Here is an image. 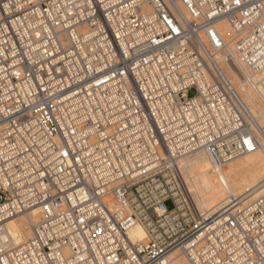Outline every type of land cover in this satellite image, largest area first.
I'll list each match as a JSON object with an SVG mask.
<instances>
[{
	"label": "built area",
	"instance_id": "obj_1",
	"mask_svg": "<svg viewBox=\"0 0 264 264\" xmlns=\"http://www.w3.org/2000/svg\"><path fill=\"white\" fill-rule=\"evenodd\" d=\"M255 81L264 0H0V264H264V173L210 210L180 170L264 146Z\"/></svg>",
	"mask_w": 264,
	"mask_h": 264
},
{
	"label": "bare ground",
	"instance_id": "obj_2",
	"mask_svg": "<svg viewBox=\"0 0 264 264\" xmlns=\"http://www.w3.org/2000/svg\"><path fill=\"white\" fill-rule=\"evenodd\" d=\"M220 32L225 37L231 36V30L225 23L220 24ZM238 70L240 76L250 75L242 64H239ZM229 75L234 78V73ZM262 84L261 81H255V89L245 85L241 87L246 101L257 107L260 113L264 112ZM258 139L262 144V139ZM180 170L196 205L200 209L215 210L226 195H240L257 185L264 173V146L234 159L225 168L220 169L212 166L205 152H198L183 159L180 162ZM37 217V209H32L26 214L10 219L6 223L5 235L16 244L24 242L30 234V225L37 220ZM129 236L133 240H143L145 231L137 225L130 230ZM175 264H187V262L184 257H179L175 260Z\"/></svg>",
	"mask_w": 264,
	"mask_h": 264
},
{
	"label": "rangeland",
	"instance_id": "obj_3",
	"mask_svg": "<svg viewBox=\"0 0 264 264\" xmlns=\"http://www.w3.org/2000/svg\"><path fill=\"white\" fill-rule=\"evenodd\" d=\"M189 96L192 97V96H193V92H190V93H189ZM225 167H226V165L224 166V168H225ZM166 206H167V208H169V209L172 208L171 203H167Z\"/></svg>",
	"mask_w": 264,
	"mask_h": 264
},
{
	"label": "snow or ice",
	"instance_id": "obj_4",
	"mask_svg": "<svg viewBox=\"0 0 264 264\" xmlns=\"http://www.w3.org/2000/svg\"><path fill=\"white\" fill-rule=\"evenodd\" d=\"M248 143H249V148H251L252 147V144L250 142H248Z\"/></svg>",
	"mask_w": 264,
	"mask_h": 264
}]
</instances>
